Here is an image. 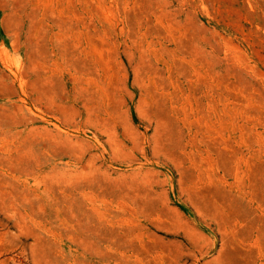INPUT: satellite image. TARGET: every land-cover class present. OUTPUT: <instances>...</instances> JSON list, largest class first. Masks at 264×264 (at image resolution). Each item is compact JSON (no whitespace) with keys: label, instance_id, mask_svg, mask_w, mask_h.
I'll return each mask as SVG.
<instances>
[{"label":"rangeland","instance_id":"374dc122","mask_svg":"<svg viewBox=\"0 0 264 264\" xmlns=\"http://www.w3.org/2000/svg\"><path fill=\"white\" fill-rule=\"evenodd\" d=\"M0 264H264V0H0Z\"/></svg>","mask_w":264,"mask_h":264}]
</instances>
